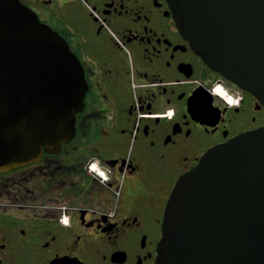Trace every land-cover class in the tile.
I'll return each instance as SVG.
<instances>
[{
	"label": "flooded vegetation",
	"instance_id": "af4514ba",
	"mask_svg": "<svg viewBox=\"0 0 264 264\" xmlns=\"http://www.w3.org/2000/svg\"><path fill=\"white\" fill-rule=\"evenodd\" d=\"M19 1L67 41L88 88L59 150L0 172V264H155L177 178L264 126V104L209 67L168 0Z\"/></svg>",
	"mask_w": 264,
	"mask_h": 264
},
{
	"label": "water",
	"instance_id": "95a60500",
	"mask_svg": "<svg viewBox=\"0 0 264 264\" xmlns=\"http://www.w3.org/2000/svg\"><path fill=\"white\" fill-rule=\"evenodd\" d=\"M168 1L197 54L264 104V0ZM87 88L66 40L19 0H0V172L59 150ZM161 229L155 264H264V126L181 174Z\"/></svg>",
	"mask_w": 264,
	"mask_h": 264
},
{
	"label": "clouds",
	"instance_id": "9594fccd",
	"mask_svg": "<svg viewBox=\"0 0 264 264\" xmlns=\"http://www.w3.org/2000/svg\"><path fill=\"white\" fill-rule=\"evenodd\" d=\"M90 167H91L92 169H94V170H98L97 167H96V164H95V163H93ZM99 174H100L101 176H104V172H100Z\"/></svg>",
	"mask_w": 264,
	"mask_h": 264
},
{
	"label": "snow or ice",
	"instance_id": "6c2138e0",
	"mask_svg": "<svg viewBox=\"0 0 264 264\" xmlns=\"http://www.w3.org/2000/svg\"><path fill=\"white\" fill-rule=\"evenodd\" d=\"M68 222V218L67 217H65V223H67Z\"/></svg>",
	"mask_w": 264,
	"mask_h": 264
},
{
	"label": "rangeland",
	"instance_id": "374dc122",
	"mask_svg": "<svg viewBox=\"0 0 264 264\" xmlns=\"http://www.w3.org/2000/svg\"><path fill=\"white\" fill-rule=\"evenodd\" d=\"M129 148H131V143H130V145H129Z\"/></svg>",
	"mask_w": 264,
	"mask_h": 264
}]
</instances>
